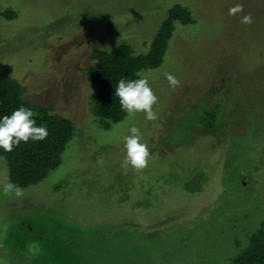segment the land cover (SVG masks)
Segmentation results:
<instances>
[{"label": "rangeland", "instance_id": "obj_1", "mask_svg": "<svg viewBox=\"0 0 264 264\" xmlns=\"http://www.w3.org/2000/svg\"><path fill=\"white\" fill-rule=\"evenodd\" d=\"M238 3L243 13L229 15ZM179 4L192 21L174 18L162 64L139 72L158 119L101 127L93 54L148 53ZM0 69L77 128L47 178L21 196L0 192V264H93L99 230L100 252L135 264H231L262 227L264 0H0ZM132 125L150 152L140 170L122 166ZM8 169L0 159V186Z\"/></svg>", "mask_w": 264, "mask_h": 264}, {"label": "trees", "instance_id": "obj_2", "mask_svg": "<svg viewBox=\"0 0 264 264\" xmlns=\"http://www.w3.org/2000/svg\"><path fill=\"white\" fill-rule=\"evenodd\" d=\"M174 18L182 23L192 21L190 12L180 4L176 5L172 8L168 20L151 41V49L146 54L136 55L133 48L126 44H122L112 53L98 51L93 54L97 63L91 68L90 78L98 87L94 96V111L101 127L109 129L113 123L121 121L127 115L121 109L119 98L115 96V86L118 81L121 78L137 79V73L140 71L158 68L162 64L168 49V41L172 37ZM25 93L26 88L22 84L12 78L6 70L0 69V117L10 115L20 106L31 108L37 124L45 125L49 133L45 140L21 142L18 146H14L11 152L0 149V159L7 161L10 180L20 187L35 185L47 178L51 170L61 164L66 146L77 132L70 118L52 113V106L31 102L25 98ZM205 115L206 120H203L202 126L212 131L215 128L214 116L217 115L214 111H207ZM83 134L84 140L87 141L88 135ZM80 136L83 137L82 134ZM261 226L248 236V245L242 248L231 264H264V221ZM92 234H95L96 239L93 251L97 255L93 264H135L130 255L126 258L119 257L109 248L100 252L98 243L102 241L104 231H94Z\"/></svg>", "mask_w": 264, "mask_h": 264}, {"label": "clouds", "instance_id": "obj_3", "mask_svg": "<svg viewBox=\"0 0 264 264\" xmlns=\"http://www.w3.org/2000/svg\"><path fill=\"white\" fill-rule=\"evenodd\" d=\"M243 13V5L236 4L229 9V15ZM242 24H251V14L242 15ZM165 79L170 87L179 84L177 78L170 72H165ZM137 79L121 78L115 86V96L119 98L122 111H125L129 118H134L137 113L143 112L145 119L155 121L158 119L157 113L153 110V105L158 102V97L154 94L149 77L137 73ZM48 129L45 125H38L31 108L20 106L13 110L10 115L0 117V149L11 152L14 146L21 142L43 141L48 137ZM125 149L123 161L124 167L131 166L136 170L147 166L150 152L146 143L141 142L140 129L135 125L128 128V134L122 137ZM99 163H102L100 161ZM0 192L4 195L14 193L16 196L23 195V190L19 185L9 182L0 186Z\"/></svg>", "mask_w": 264, "mask_h": 264}]
</instances>
